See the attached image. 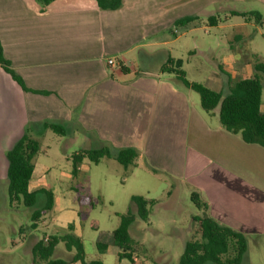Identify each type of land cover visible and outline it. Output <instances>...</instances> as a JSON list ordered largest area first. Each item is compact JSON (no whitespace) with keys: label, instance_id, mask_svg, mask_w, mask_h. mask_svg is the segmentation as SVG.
<instances>
[{"label":"crops","instance_id":"0c3cea01","mask_svg":"<svg viewBox=\"0 0 264 264\" xmlns=\"http://www.w3.org/2000/svg\"><path fill=\"white\" fill-rule=\"evenodd\" d=\"M70 1L69 4L53 1L37 7L28 0H0V41L5 58L27 87L49 92L24 91L0 69V179L6 178L5 152L26 128L35 134V125L42 126L49 120L61 125L75 116L71 120L77 129L110 142L116 146L115 150L135 149L131 136L137 138L136 142L141 137L142 143L149 135L154 140L170 136L176 151L169 161L177 171L164 165L161 170L175 176L182 167L181 174L191 191L199 193L208 205L207 213L221 224L231 228L236 225L233 229L237 231L244 226L264 232V188L238 173L244 172L239 167L237 171L230 169L231 156L223 147L239 151L245 148L244 141L240 142L238 134L222 127L217 109L211 114L197 111L182 93V89L190 88L174 74L168 73L175 78L168 76L163 80L157 75L158 79L151 80L146 78L151 74L149 71L139 72L133 59L125 56L130 49L123 46L133 36V23L145 13L140 8L143 5L138 0H122L117 9L102 10L93 1ZM110 53L112 58L107 57ZM168 57L177 59L166 55L162 65ZM109 59H114L113 64H108ZM223 60L231 70L235 69L234 57ZM120 64L127 68L121 72L133 71L144 77L119 80L113 68L120 69ZM224 82L212 75L209 87L215 91L228 89L230 83ZM184 93L188 94V90ZM59 105L60 112L56 110ZM213 117L218 118L216 123L210 121ZM140 151V155L146 154L144 149ZM47 172L48 168L35 162L30 186L45 187ZM72 201L62 196L55 203L53 198L52 233L72 224L74 233L80 237L77 231L80 210ZM94 230L98 233V222ZM84 250L86 254L85 246ZM67 253L71 257L74 254ZM86 259L91 260L87 256Z\"/></svg>","mask_w":264,"mask_h":264},{"label":"rangeland","instance_id":"374dc122","mask_svg":"<svg viewBox=\"0 0 264 264\" xmlns=\"http://www.w3.org/2000/svg\"><path fill=\"white\" fill-rule=\"evenodd\" d=\"M28 1L37 7L42 6L37 0ZM138 1L143 5L140 8L145 13L139 16V21L133 23V36L126 40L123 47L130 49L125 56L133 59L134 67L139 72L146 69L151 73L146 78L156 80L157 75L163 77V80L168 76L175 78L160 70L166 55L182 60V69L187 80L208 86L212 75L221 78L223 82L228 81V85L238 78L252 75L254 56L264 61V0ZM54 2L69 4L71 1ZM182 15L194 16L196 19L180 25L176 19ZM210 15H215L218 19L216 25L208 23ZM145 18L146 21L142 20ZM174 28L177 30L175 33ZM107 55L105 57H113L111 53ZM229 56L237 60L234 70L223 60ZM113 70L119 80L144 77L133 71L125 74L118 67ZM260 82V107L264 111L263 76L260 77ZM229 88L224 87L221 91L228 92ZM184 90H188V94ZM182 93L197 111L203 112L197 92L182 89ZM60 107L61 105L56 109L59 112ZM63 112L67 114L64 109ZM74 117H69V121L61 124L64 134L35 125V134L32 136L40 141V150L35 158L36 165L48 168L44 188L54 193L55 203L59 197L66 196L73 200V205L79 207L77 231L83 240L87 258H99L104 264L116 263L113 253L99 252L96 249L97 233L90 226V220L95 219L98 222L99 231L113 230L119 223V214L135 212L131 196L142 195L154 198L156 202L150 207L147 220L137 218L129 227L130 236L135 241L133 259L138 264H178L185 241L194 234L195 224L191 218L195 214H202L203 210L196 209L191 202L192 187L182 176V167H179L181 173L175 176L161 170L164 165L166 169L177 171V167L174 168L169 161L176 151L175 143L170 136H158L154 140V136L149 135L148 140L143 143L141 137L136 142L137 138L131 136L139 154L134 167L125 168L113 158H102L97 164L84 158L77 176L72 178L73 153L102 145L108 146L113 153L116 147L98 136L85 135L77 129L75 121L71 120ZM211 120L216 123L218 118L213 117ZM244 144L245 148L239 151L223 146L229 150L231 156L228 167L234 171L239 167L244 172L238 173L251 183L264 188V148L258 144ZM141 148L146 151L144 156L140 155ZM7 184L6 178L0 179V264H32V246L39 240L45 242L51 234H63L66 228L52 233L53 209L44 211L36 221L37 227L32 228L31 213L43 204L44 195L38 194L34 208L17 202L11 205ZM79 195L91 196L93 205L80 204L77 200ZM242 229L238 231L245 235L247 249L240 264H264V232L244 226ZM67 252L69 251L60 242L53 257L70 260L71 255ZM71 252L74 253V250Z\"/></svg>","mask_w":264,"mask_h":264},{"label":"trees","instance_id":"16d2710c","mask_svg":"<svg viewBox=\"0 0 264 264\" xmlns=\"http://www.w3.org/2000/svg\"><path fill=\"white\" fill-rule=\"evenodd\" d=\"M46 6L55 0H37ZM102 10H114L121 6L122 0H91ZM259 15L257 14V17ZM196 19L194 16H184L177 19V23L184 25ZM218 19L215 15L208 17L210 25H216ZM252 64L253 74L236 79L228 92L215 91L206 84L189 81L182 69V60L168 57L162 65L161 71L172 73L179 78L185 86L199 95L200 107L206 113L218 110L220 124L227 131L238 134L245 143L258 144L264 148V112L260 109L262 84L260 77H264V61L254 56ZM0 69L6 72L22 90L33 93L47 94L46 90L32 89L25 85L22 77L17 74L10 61L5 58L0 41ZM120 70L127 71L122 64ZM43 128H50L55 132L64 134V128L56 123L45 122ZM40 150V141L32 136L30 128H26L22 136L17 139L5 152L7 160L6 179L9 203H22L27 207H35L39 193L44 195L43 204L31 213V227L36 228V221L44 211L51 210L53 206V192L44 187L32 189L30 180L34 171L35 158ZM138 152L130 147L121 148L111 152L108 146L82 150L71 156V177L75 178L79 172L84 158L97 164L102 158H113L125 168L135 166ZM191 202L196 209L203 210L202 214H195L191 221L195 224L194 234L185 241L178 264H240L241 258L247 249V240L242 232L227 225L221 224L207 213L208 205L200 198L197 191L190 192ZM80 204L93 205L91 196L79 195ZM133 211L119 214L117 227L109 232L98 231L95 241L99 252H113L116 255L115 264H138L133 259L135 241L131 238L129 227L137 218L148 219L150 207L154 205V198L142 195H132ZM91 227L97 229L96 220L91 221ZM62 242L67 251L74 250L70 260L53 257L55 247ZM32 264H103L100 259H86L82 239L73 232V225L69 224L63 234H51L44 240L37 241L31 248ZM125 261V263H123Z\"/></svg>","mask_w":264,"mask_h":264},{"label":"built area","instance_id":"2783aa9c","mask_svg":"<svg viewBox=\"0 0 264 264\" xmlns=\"http://www.w3.org/2000/svg\"><path fill=\"white\" fill-rule=\"evenodd\" d=\"M108 64H113V60L109 59Z\"/></svg>","mask_w":264,"mask_h":264}]
</instances>
